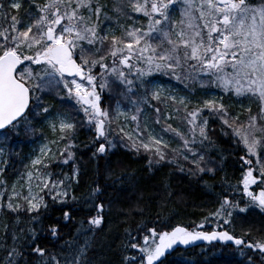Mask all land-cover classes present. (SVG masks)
<instances>
[{
	"label": "snow or ice",
	"instance_id": "6c2138e0",
	"mask_svg": "<svg viewBox=\"0 0 264 264\" xmlns=\"http://www.w3.org/2000/svg\"><path fill=\"white\" fill-rule=\"evenodd\" d=\"M22 6L21 0H11L8 5L17 13ZM0 12L6 15L3 3H0ZM133 14L143 17L146 25H137ZM121 18L132 23L122 24ZM157 75L181 83L198 82L202 88L215 87L236 97L252 98L259 111L252 114L249 108L247 121L241 123L239 114L232 116L222 97L217 96L203 99L189 110L192 103L189 97L158 83ZM203 77H207V81ZM54 88H62L65 93L62 101L65 97L75 101L78 113L84 116L82 126L93 131L92 157L106 156L116 146L109 139L113 134L112 125L121 117L129 119L120 110L119 102L112 115L101 106L106 90L110 94L114 89L124 90L120 94L136 106V114L130 117L133 122H138L142 112L138 105L149 100L171 102L175 111H184L187 132L170 124L165 128L182 142L178 148L170 149L168 141L142 129L139 123L135 138L118 125L121 142L126 138L127 146L137 153L141 150L149 153L150 168L165 161L178 163L179 157L191 165L189 171L193 175L215 176L225 158L222 152L219 161L208 155L216 149L209 118L218 120L222 134L230 136L233 144L242 146L244 152L239 157L241 178L237 185H232L226 176L223 184L233 189V193L238 190L247 201L241 208L240 201L229 199L230 193L222 188L216 193L219 207L206 216L204 222L214 217L223 218L226 225L231 224L233 211L237 209L239 213L259 209L264 214V0H113L111 9L102 0H44L43 3L29 0L25 18L11 15L8 26L0 27V157L5 154L3 145L12 139L9 133L17 136L21 128L35 133L32 121L38 118L47 121L49 128L59 136L43 144L39 155L26 166L34 169L27 172L26 193L23 187L18 190L14 183L6 202H2L6 192H0V212L16 217L11 225L0 221V228L11 232L13 241L11 247L5 249L4 264H92L89 253L94 251L95 233L103 229L104 213L111 204L109 201L106 206L103 197L109 188L115 192L119 190L117 185L128 182L123 174L112 178L110 171L107 175L98 173V179L82 198L87 211L95 214L77 222L61 252L51 255L40 246L38 240L42 231L59 240L61 222L67 225L73 220L74 209L67 199L70 179L78 183L81 174L80 168L75 166L71 178L65 175L54 179L53 173L46 171L56 158L49 144L68 141L64 149L59 150V156L65 164L75 159L71 149L77 123L63 112L54 115L52 106L45 105L42 99ZM155 111L159 114L161 110L156 108ZM159 122L157 119L156 123ZM225 128L228 131H224ZM169 151L173 154L170 160ZM0 163L8 165L9 162L5 159ZM180 170H184L182 165ZM4 171L5 168L0 167V175ZM253 186L258 191H254ZM0 187L6 188L5 180L0 179ZM44 195L61 205V215L46 228L38 229L36 224H42L41 211L48 209ZM71 199L77 200L75 196ZM24 213L30 216L28 226L17 228L20 215ZM203 227L202 222L192 230L175 226L171 231H158L155 227L141 225L136 236L126 229L128 240L124 246L137 250L139 255L125 256L124 261L160 264L175 246H188L198 240L231 241L238 247L258 252L264 260V238L246 241L250 232L238 237L228 230H197ZM141 233L146 234L141 236ZM141 239L142 243L137 242ZM33 256L38 259L33 261ZM249 262L254 264L251 256Z\"/></svg>",
	"mask_w": 264,
	"mask_h": 264
},
{
	"label": "trees",
	"instance_id": "16d2710c",
	"mask_svg": "<svg viewBox=\"0 0 264 264\" xmlns=\"http://www.w3.org/2000/svg\"><path fill=\"white\" fill-rule=\"evenodd\" d=\"M24 1L26 4L29 3V0ZM102 2L106 3L108 8L111 9L113 0H102ZM0 3L5 5L6 12V15L0 12V27L8 26L11 15L25 18V10L29 8V5L22 7L19 13H17L8 7L11 0H0ZM36 3H43V0H36ZM109 14L113 15L111 12ZM162 79L165 78L163 77ZM171 79L174 84L182 87L191 97H201L205 90H216L215 87L207 89L200 88L198 85L197 87V82L193 81L181 83L173 78ZM188 86L192 87V90ZM140 94L138 93V95ZM233 98L234 96L230 98L228 94H225L222 102L228 108L230 114L236 116L240 108L235 107L238 104ZM56 99H49V105H57ZM244 99L246 98L244 97ZM250 102L248 107L251 109L252 114H256L259 111V107L256 106L254 99L251 98ZM168 104L174 107L171 102ZM194 106L196 105L191 103L189 110ZM126 107L129 108L130 106ZM140 108L143 112H147L148 118L143 120L141 112L138 122L131 121V115L136 114L135 108H133L130 111V117H128L134 130H136L137 123H139L142 129L146 128L148 131V125L150 124L155 130L165 133L166 126L170 124L172 128L187 132V124L184 120L185 113L182 109L179 111V118L174 120L166 117V106H163L159 101L149 100L148 103L141 105ZM156 108L161 110L159 114L156 113ZM204 115L208 116V113L205 112ZM157 119H159V123H156ZM247 119L248 113L244 115L239 114L241 123L246 122ZM83 120V114L77 111L74 120L77 123V130L73 140L74 147L71 149L75 153V159L69 160L65 164L58 152L56 160L50 162V167L46 170L53 173L54 179H62L65 175L71 178L74 166L79 167L81 170L78 183L76 180L70 179L71 187L69 188L67 199L69 205L74 209L72 213L73 220L67 225L61 222V238L59 240L51 238L46 231L40 233L38 243L41 247H45L49 254L55 255L61 252L64 241L71 239L77 222L81 219L87 220L90 215L95 214V212L89 213L87 211L82 198L87 194L89 187L98 179V173H105L107 175L109 171L112 173V178L119 177L122 174L126 175L128 182L123 186L117 185L119 190L115 192L109 188L103 197L106 206L109 204V201H111V204L110 207H106L104 213L106 222L103 229L95 233L94 251L89 253L92 264H127L124 261L125 256H138L137 250L124 246L128 240L125 230H130L132 235L136 236L138 226L141 225H144L146 228L155 227L158 231H170L175 226H184L192 230L196 225L203 222L204 227L197 230L205 232H211L213 229L228 230L238 237L242 236L245 232H250L251 235L245 237L246 241L264 238V214L259 209H250L247 213H239L238 209L234 210L231 218L232 222L228 225L223 223V218L217 220L214 217H210L208 222H204V218L219 207V197L216 193H219L222 188L227 189L230 193L229 199L240 201L241 208L246 206L245 202L247 201V197H243L238 190L233 193V189L227 188V185L223 184V178L226 176L232 185H237L241 178L239 157L243 156L244 152L242 151V146L238 147L233 144L230 136L222 134L221 124L218 120L209 118V127L214 130L210 135L215 142L216 149L210 151L208 155L219 161L220 153L222 152L225 158L222 169L217 171L215 176L212 174L193 175L189 171L191 165L182 159L178 163L165 161L160 164H153L150 168L148 165L149 153L143 150L137 153L127 146L128 141L126 138L123 141L124 143H122L113 135L109 136V139L113 140L116 146L111 148L106 156L92 157V152L95 151V147L93 146L95 137L93 131L82 126L81 122ZM39 122L40 118L32 121L36 129L35 133L21 128L20 135H12L10 143L3 145L8 148L13 141L20 147L22 146V150L15 152L13 159H11L10 154L9 163L1 177V179L6 181L7 186H10L14 175L21 170V158L29 148L30 143L35 138H38V136L42 135L45 138L48 135L50 136V130L39 127ZM116 122L119 126L124 127V121ZM116 130L119 133L118 126H116ZM125 131L128 132L126 129ZM224 131H228V129L225 128ZM168 134L172 137V141H168L169 148L180 147L179 145L182 142L173 133L168 132ZM119 137L121 140L120 133ZM67 142L66 140L61 142V150L64 149ZM101 142L103 141L101 140ZM96 146L98 147V145ZM181 165L184 168L183 171L180 170ZM111 182L112 179H109L108 183ZM208 185H212L213 187L209 188ZM253 189L254 191L257 190V188ZM8 193L6 191L3 202L7 199ZM72 196H75L77 200L73 201L71 199ZM44 199L48 204V209L41 211L42 224H36L38 229L46 228L47 225L53 223L61 215V205L58 202H54L49 195H44ZM2 216L3 219L2 217L1 219L10 225L16 222L15 214L9 215L5 211L2 212ZM29 219L30 216L28 214H21L20 223L16 225L17 228L27 227L26 222ZM218 225L221 227H218ZM143 234L146 233H141L140 235L142 236ZM10 237L11 232L0 228V264H4L5 249L10 248L13 243ZM137 242L142 243V239ZM250 256L254 264H264V260H262L258 252L254 253L233 243H202L194 247L178 246L166 254L160 264H250ZM31 259L35 261L38 257L33 256Z\"/></svg>",
	"mask_w": 264,
	"mask_h": 264
},
{
	"label": "rangeland",
	"instance_id": "374dc122",
	"mask_svg": "<svg viewBox=\"0 0 264 264\" xmlns=\"http://www.w3.org/2000/svg\"><path fill=\"white\" fill-rule=\"evenodd\" d=\"M21 2L23 4L22 7H27L29 5V3L26 4L25 1L23 2V0H21ZM43 2H44V0H43ZM177 15H178V13H177ZM133 19L136 21L137 25H139V24H145L146 25V20L143 17L139 16L138 14H133ZM120 23H122V24H124V23H132V21L131 20H125V19L121 18ZM117 34H119V33H117ZM163 77L165 79H162ZM202 79L207 81L208 78L207 77H203ZM156 80H157L158 83L164 85L168 89H171L173 92H175V93H177L179 95H182V96L189 97V99L192 101V104H195V105H197L199 101H201L203 99H208L211 96L222 97V100H223V96L225 94H228L230 96V98L232 96H234L233 100L235 102H237V104H238L237 107L240 108V109H238L237 113L240 114V115L241 114L244 115V114L248 113V109H249L248 106L251 103L250 102L251 98L244 99V97H236L235 95L230 94V93H225V92L221 91L218 88H216V90L215 89H209V90L203 91V94H202L201 97H197V96L191 97L189 95V93H187L186 91L183 90L182 87H179L178 85L174 84L172 82V79L170 77H168V76L157 75L156 76ZM197 85L200 86V88H202L200 83L197 82L196 86ZM188 88H190L192 90V87L188 86ZM204 88L207 89V88H211V87H204ZM123 91L124 90L121 88V89H114L111 92V94L107 90L103 93V95H102V106H103V108H106V109L109 110L110 115L115 113V110L117 108V102H119L120 110L125 112L127 114V116H129V117H130V111L133 108L136 107L130 102V100L128 98H126L124 95L120 94ZM141 94H142V92H141ZM62 96H65V93L63 92L62 88H60V89L54 88L48 94L43 95L42 99H43V102H44L45 105H49V102H48L49 99L53 98V100H55V98H57L56 99L57 100L56 102H58L57 105L52 106L53 114L55 115L56 112H63L65 114H67L71 120L74 121L75 117H76V112H77L78 106H75V101L74 100H69L66 97L62 101L61 100ZM133 98H135V97H133ZM159 102L162 103L163 106H166V114H167L166 117L167 118H172L174 120L179 118L180 113L175 111L174 107H172L168 103L165 104L164 102H161V101H159ZM255 103H256V106H258L257 102H255ZM141 105H143V104H140L138 106L140 107ZM126 106H130V107L127 108ZM171 107H172V109H171ZM141 118L143 120L148 118L147 112H143L142 111ZM119 121H124V128L130 134H132L133 137L135 138V130L131 127L130 120L129 119L125 120L124 117H121ZM38 125L41 128L49 129L50 130V136L48 134H47L48 135L47 138L42 137V135L38 136V138H35L30 143L29 149H31V150L26 152L21 158V161H22L21 170H19L16 173V175H14V177L12 178L10 186H7V184H6V188L5 187H0V192L8 191L10 193L12 184L16 183L18 190H20V188L23 187V189H24V191L26 193V189H27V172L29 170H33L34 171V169H30L29 167H26V166H30L31 160L36 158L39 155V149H40V147L43 144L48 143L49 141H52V140H56L58 138L59 133L58 132L54 133L49 128L47 121H45L44 119L40 118V122L38 123ZM116 126H118V124H117V122H114L113 125H112V130H113V134L112 135L118 141L121 142L120 137H119V133L116 130ZM148 126H149V130L148 131H152L157 136L163 137V139L165 141H169V140L172 141V137H171V135L168 134V131H165V133H164L162 131L155 130L153 128V126H151L150 124ZM23 130H24V128H23ZM20 134H21V131H20ZM9 135L12 136V133L10 132ZM61 142L59 144H57V145L49 144V146L53 149V152L56 153V156H57L59 150H61ZM20 143L22 144V142H20ZM122 143H124V142H122ZM179 146H181V145H179ZM176 148H177V146H176ZM4 151H5V154H4V156L0 157V160H5L6 159V160L9 161L10 160V156L8 154V151H7L6 147H4ZM172 156H173V154L170 152L168 154V159L169 160L172 159ZM54 160H56V158ZM177 160L179 161V160H181V158L177 157ZM6 166L7 165H4L3 163H0V167H3V168L6 169ZM42 171H45V170L42 169ZM2 175H0V179H1ZM33 185H35V181H33ZM253 187H255V186H253ZM256 191H258V189ZM6 200H5V202H6ZM1 217L3 219L2 212H0V221H3L1 219ZM216 230H218V229H216ZM219 231H221V230H219ZM217 242L218 241L215 240V241H211V242L207 241L205 243H217Z\"/></svg>",
	"mask_w": 264,
	"mask_h": 264
},
{
	"label": "bare ground",
	"instance_id": "6f19581e",
	"mask_svg": "<svg viewBox=\"0 0 264 264\" xmlns=\"http://www.w3.org/2000/svg\"><path fill=\"white\" fill-rule=\"evenodd\" d=\"M235 107H237V106H235ZM22 148V146L20 147L17 143H15V142H11V145H10V147H8L7 148V151H8V154H9V156H10V154H11V159H13L14 158V155H15V152L16 151H20V150H22L21 149ZM31 149H27L25 152H24V154L26 153V152H28V151H30ZM23 154V155H24ZM22 155V156H23Z\"/></svg>",
	"mask_w": 264,
	"mask_h": 264
},
{
	"label": "water",
	"instance_id": "95a60500",
	"mask_svg": "<svg viewBox=\"0 0 264 264\" xmlns=\"http://www.w3.org/2000/svg\"><path fill=\"white\" fill-rule=\"evenodd\" d=\"M218 241H220V240H218ZM202 242H204V240H198V241H195L194 243H192L191 245H188L186 247H193V246L201 244ZM220 242H225V241H220ZM229 242H231V241H229ZM180 246H185V245H180Z\"/></svg>",
	"mask_w": 264,
	"mask_h": 264
}]
</instances>
